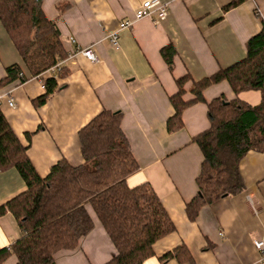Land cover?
Returning a JSON list of instances; mask_svg holds the SVG:
<instances>
[{"label": "crops", "instance_id": "1", "mask_svg": "<svg viewBox=\"0 0 264 264\" xmlns=\"http://www.w3.org/2000/svg\"><path fill=\"white\" fill-rule=\"evenodd\" d=\"M144 0H41L66 51L61 86L40 106L33 99L44 92L41 79L25 67L0 23V81L6 68L16 64L24 81L0 84V109L27 155L44 177L64 158L82 162L78 130L102 109L121 113V128L139 169L127 178L129 186L147 181L165 208L175 230L153 244V255L141 264H264L253 240H264V151L250 150L238 163L244 189L203 206L191 221L185 202L197 191L196 177L202 154L192 137L209 127L207 106L196 102L182 111L183 126L173 132L166 120L174 112L169 96L177 91L175 79L188 73L197 81L245 56L247 39L261 28L264 0H244L224 10L231 0H161L169 2L165 19L158 23L143 17L128 27ZM117 36V44L110 41ZM70 38H74L72 43ZM172 43L176 55L170 70L160 48ZM77 48H91L98 60L90 61ZM46 76V75H43ZM191 83L184 85L185 98ZM222 95L238 97L250 105L261 99L259 90L237 95L226 81L203 90L206 101ZM14 101V106L8 100ZM15 168L0 171V205L25 190ZM92 229L77 247L61 250L55 264H103L115 253L107 233L88 207ZM21 236L17 220L6 210L0 214V249ZM184 245L191 260L159 257ZM13 253L0 264H15Z\"/></svg>", "mask_w": 264, "mask_h": 264}, {"label": "trees", "instance_id": "2", "mask_svg": "<svg viewBox=\"0 0 264 264\" xmlns=\"http://www.w3.org/2000/svg\"><path fill=\"white\" fill-rule=\"evenodd\" d=\"M244 0H231L224 10ZM0 23L32 76H39L66 57L55 23L41 7V0H0ZM245 56L217 69L209 76L193 80L188 74L175 79L177 91L169 96L174 112L166 129L183 126L182 111L204 102L209 127L191 139L200 149L202 160L196 177L197 191L185 202V213L194 221L205 206L241 192L244 185L238 163L250 151H264V18L261 28L245 43ZM171 70L176 50L167 43L159 50ZM64 67L57 71L63 76ZM24 81L18 65L6 68L1 83ZM44 92L33 99L40 106L61 86L56 77L41 76ZM226 81L237 95L244 90H259V104L250 105L234 97L219 95L206 101L203 90ZM191 87L185 98V83ZM82 162L71 165L62 158L40 176L34 169L27 146L15 134L0 109V171L15 168L25 182V190L0 205L17 220L21 236L9 248L0 249V263L10 253L15 264H55L61 250L77 247L82 236L93 227L92 209L114 246L115 253L103 264H141L153 255V244L173 232L175 226L159 197L147 181L129 186L127 178L139 166L121 128V113L102 109L78 130ZM191 260L184 245L159 258Z\"/></svg>", "mask_w": 264, "mask_h": 264}, {"label": "built area", "instance_id": "3", "mask_svg": "<svg viewBox=\"0 0 264 264\" xmlns=\"http://www.w3.org/2000/svg\"><path fill=\"white\" fill-rule=\"evenodd\" d=\"M169 11V2L161 1V0H144L141 4L135 9L133 18L125 19L121 22V27L128 28L130 27L134 21L143 18V17H153V21L155 23L160 22L165 19ZM70 41L74 43L75 39L70 38ZM110 41L113 45L117 44V36L112 34L110 37ZM76 52H80L85 58L90 61L96 62L98 60L97 56L93 52L91 48H77ZM62 66V60H58L55 65L51 66L47 70H45L41 75L36 76L41 79V76H51L57 77V71L60 70ZM8 104L10 106H14V101L9 99ZM253 245L255 248L261 253V256L264 258V240L263 239H255L253 240Z\"/></svg>", "mask_w": 264, "mask_h": 264}]
</instances>
